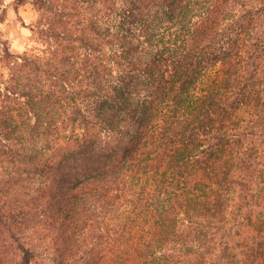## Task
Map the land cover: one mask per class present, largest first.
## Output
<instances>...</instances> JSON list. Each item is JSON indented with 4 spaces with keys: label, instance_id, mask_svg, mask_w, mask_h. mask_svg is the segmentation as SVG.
<instances>
[{
    "label": "trees",
    "instance_id": "obj_1",
    "mask_svg": "<svg viewBox=\"0 0 264 264\" xmlns=\"http://www.w3.org/2000/svg\"><path fill=\"white\" fill-rule=\"evenodd\" d=\"M38 3L69 10L35 61L52 83L0 157L61 178L45 264H264V0ZM31 171L3 193L47 195Z\"/></svg>",
    "mask_w": 264,
    "mask_h": 264
},
{
    "label": "rangeland",
    "instance_id": "obj_2",
    "mask_svg": "<svg viewBox=\"0 0 264 264\" xmlns=\"http://www.w3.org/2000/svg\"><path fill=\"white\" fill-rule=\"evenodd\" d=\"M38 1L0 0L1 154H4L6 150L4 147V145H7L5 138L10 133L9 131L16 124L21 125L22 119L27 114L29 107L26 106V103L32 91L39 86L46 89L45 87L52 83L46 80L43 63L35 61L38 57L43 56L47 48L52 51L55 48L57 50L59 40L50 37V35H56L57 31L52 30L48 23L57 21L55 19V17H58L57 14H66L69 10L57 6L54 8L55 14L52 15L42 8ZM58 4L61 3L59 2ZM32 60L34 63L29 62ZM44 80L46 81L44 82ZM4 156L0 157V214L3 220L0 223V264H21L24 252L31 249L37 254L33 264L50 263L49 258L59 257L62 251L58 252L50 248L48 253L45 252L49 245L54 246V241H50L51 236L41 228L48 222L46 220L64 221L63 207L66 201L64 189L61 187L63 186L61 178L60 176L56 177L53 173L46 174V172H41V170H35V164L24 160L18 162L19 159L13 163L6 155ZM10 163H13V165H10ZM9 166L17 170V173L10 174L16 177L15 180L10 178L9 175L3 174V170ZM30 169L32 170L31 173L35 174L33 180H35L37 185H49L52 187L47 195V192L38 193L39 195L37 193L35 195L31 194L30 196L25 193L18 195V191L17 195H5L3 193L7 184H12V182L22 184L24 180L26 184L27 177H31L28 174ZM26 170L27 172H25ZM23 171L25 173H22ZM34 171L36 172L34 173ZM66 182V188H68L72 186L74 181L72 177L69 179L68 176ZM263 199L264 197L258 199L257 210H260V207L264 208ZM28 210L31 212V218L24 224L23 228L19 226V222L24 218L22 214L28 212ZM50 212L52 214L57 212L58 216L61 212V219H58L55 214L49 217ZM33 213L40 216L35 217ZM8 215L11 217L9 218ZM55 237L57 238L58 234L55 233Z\"/></svg>",
    "mask_w": 264,
    "mask_h": 264
}]
</instances>
